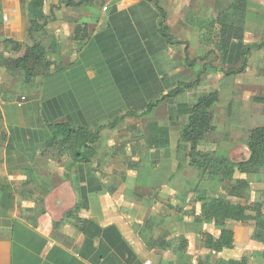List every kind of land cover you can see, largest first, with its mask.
Masks as SVG:
<instances>
[{"label":"crops","instance_id":"0c3cea01","mask_svg":"<svg viewBox=\"0 0 264 264\" xmlns=\"http://www.w3.org/2000/svg\"><path fill=\"white\" fill-rule=\"evenodd\" d=\"M29 1L0 0V185L8 188L0 190V264H197L198 260L201 264H218L238 260L225 254L234 246L219 252L205 247L203 235L197 237L198 231L217 236L219 228H214L213 222L203 221L200 227L192 224L191 203L187 208L171 209V188L155 190L148 183L137 200H128L124 194L129 180L127 162L94 158L79 161L59 145L47 142L51 129L42 114V79L25 84L20 72L4 62L8 55H15L12 45L4 40L23 43L18 54L30 42ZM157 1L171 27L173 22L190 27V23L210 18L202 17V5L194 0ZM42 2L46 34L41 39L48 51L59 56L58 63L68 66L78 61L81 65L80 51L95 46L101 56L112 59L104 65L111 76L113 71H123L125 76L128 69H145L147 63L156 72L160 70L157 59L150 61L144 56L159 54L167 47L158 31L159 12L154 1ZM219 4L215 2L214 9ZM103 6L107 8L103 10ZM176 7L180 16L183 8L188 9V22L176 15L178 21L171 19ZM76 27L83 30L74 36ZM248 33L264 39V0L247 1L244 38ZM133 62L141 67H130ZM89 67L93 65H84L87 70ZM36 82L38 87L32 86ZM75 83L70 82L71 86ZM20 85L28 90H20ZM229 150L227 157L235 162L247 159L250 153L248 150L239 158L236 143ZM133 178L138 185L146 181L144 177ZM147 202L151 206H146ZM170 236L172 241L185 237L187 250L174 251L179 243L170 242ZM192 240L199 245L198 251L192 249Z\"/></svg>","mask_w":264,"mask_h":264},{"label":"trees","instance_id":"16d2710c","mask_svg":"<svg viewBox=\"0 0 264 264\" xmlns=\"http://www.w3.org/2000/svg\"><path fill=\"white\" fill-rule=\"evenodd\" d=\"M42 1H29L27 38L30 42L26 43L23 52L18 54L21 50L20 44L23 43L4 40L5 43L9 42L12 45L11 50L15 54L5 57L4 62L20 72L25 84H32L36 78L42 79L41 94L44 96L42 114L51 129L47 142L59 145L71 155L72 159L88 161L90 155L94 154L104 128V125L100 123L102 119L109 118L107 119L108 127L115 128L125 118L148 114L161 103L173 102L187 89L199 84L207 65L211 63L207 61L206 56L190 59L185 52L184 58L187 65L193 66L201 62V69L197 71L194 80H181L169 88L149 63L146 64L145 69L137 71L128 69L125 76L123 71H113L111 76L104 65L110 63L112 59L101 56L95 46L91 47L92 49L86 47L85 51H80V53L83 52L80 55L81 65L78 61L68 66L62 65L61 62L58 63L48 57L49 48L41 39L46 34V17L42 11ZM150 1H154L153 3L157 5L160 16L157 27L165 44H183L184 42L176 39L169 31L165 22V9L158 4L157 0ZM247 1L234 0L227 8L228 11L218 13L216 17L220 25L219 47L222 52L221 66L217 70L225 76L243 73L251 51L264 47V40L243 43ZM81 28H75L74 36L83 30ZM88 39L84 40V45L87 44ZM233 57L238 65L224 67L225 62ZM83 63L85 66L89 64L93 67L87 70ZM131 66L141 67L134 62ZM72 81H76L77 85L71 86ZM90 94L92 97H89ZM84 99H90L91 102ZM217 99L218 91L212 89L198 97L192 106L178 105L175 108L177 115L187 116V121L180 131V139L189 145L187 150L189 164L198 169L201 176L209 174L225 186V192L222 195H204L196 199L197 209L193 207V222H213L219 228L217 236L207 231L202 233L205 247L219 252L234 246V231L226 227L225 222L227 220L244 222L250 219L251 214L248 211L252 210L255 212L258 228L254 235L264 245V233H261L264 222L260 220L262 212L258 204L231 202L229 198H246V190L249 188L248 175H254L256 178L264 176V123L250 129L247 140L250 153L245 160L235 162L227 156H218L213 151H201L198 148L200 142L215 129L212 106ZM255 99L260 101L258 98ZM50 113L53 116L49 115ZM171 124H175V121ZM147 128L149 145L159 148L169 144L168 126L150 122ZM4 189L8 188L0 185V190ZM187 247V239L181 236L178 247L173 250L185 252ZM224 261L218 264H223ZM226 263L238 264L239 259L229 260ZM197 264L201 262L198 260Z\"/></svg>","mask_w":264,"mask_h":264},{"label":"rangeland","instance_id":"374dc122","mask_svg":"<svg viewBox=\"0 0 264 264\" xmlns=\"http://www.w3.org/2000/svg\"><path fill=\"white\" fill-rule=\"evenodd\" d=\"M194 1L195 4L202 5L201 10L205 14L202 17L210 16V18H204L205 23L194 20L197 22L195 25L190 23V27L185 24L174 25L173 22L172 27L168 26L169 31L176 39L184 42L183 45H167L166 48L161 49L159 54L147 55L145 53L144 56L150 61H153V58L159 61L157 62L160 68L158 73L168 88L181 80H194L197 71L201 69V62H197L193 66L187 65L184 58L185 52L190 59L206 56L207 61L211 63L207 65L199 84L187 89L173 102L159 104L148 114L125 118L115 128L108 127L107 119L109 118L100 121L104 128L94 154L90 155V158L98 161L122 160L128 163L129 180L126 181L127 187L126 193H124L129 197L128 200H137V196L145 192L148 183L155 190L157 187L167 190L171 188V209L177 207L181 209L183 206L187 208L189 203L192 204L193 209L196 207L194 204L199 196H212L225 192V186L217 178L209 174L201 176L199 170L189 164L187 156L189 145L180 139V131L182 125L187 121V116L176 114L175 108L178 105L192 106L203 93L217 89L218 99L212 106L215 129L206 135L198 148L201 151H213L218 156H227L230 153L229 148L235 143L238 147V157L247 155L250 129L264 123V49L251 51L247 59L246 70L243 73L223 75L217 70L221 66L222 52L219 47L220 25L216 21V17L218 13L228 11L227 8L234 0ZM257 1L260 2V0ZM215 2L220 3L217 9H214ZM154 6L157 8L156 4ZM183 9L185 12L180 16L176 14L178 12V7H176L171 19L178 21V18H182L188 22V9L186 7ZM95 12L98 13V10ZM175 15L178 18L174 17ZM250 36L251 33H248L243 43L261 41L260 38ZM48 57L56 62L59 60V56L51 49L48 51ZM233 65H238L234 57L228 59L224 67ZM38 85L39 82H36V86H32L38 87ZM20 90L27 91L28 89L25 85H20ZM172 120L175 121V124H171ZM150 122L169 127V144L167 146L155 148L149 145L147 126ZM133 176L139 180L144 177L143 179L146 181L138 185V183H134ZM247 177L250 183L246 190V198L229 197L230 201H238L243 204L256 202L262 212L260 220L264 222V176L256 178L254 175H248ZM146 206H151L150 202H147ZM248 212L251 217L244 222L233 220L225 222V226L233 228L236 234L233 251L230 250L225 254H228L226 256L239 257L238 264H264V245L254 235L255 230H258L257 218L254 211ZM148 220L153 221L150 218ZM171 223L173 222L171 221ZM149 224L152 226L153 222ZM192 224L199 227L202 225L195 222ZM214 228H216L215 224ZM202 233L198 231L197 237L201 238ZM261 233H264V227ZM180 238L181 236L172 241L173 238L170 236V242L179 243ZM192 249L197 251L199 249V245L194 244V240H192ZM226 262L224 261L223 264H227ZM203 264L209 263L204 262Z\"/></svg>","mask_w":264,"mask_h":264},{"label":"built area","instance_id":"2783aa9c","mask_svg":"<svg viewBox=\"0 0 264 264\" xmlns=\"http://www.w3.org/2000/svg\"><path fill=\"white\" fill-rule=\"evenodd\" d=\"M127 2H132L133 0H125ZM107 7L106 6H103L102 9L105 10ZM24 97H21V100H23ZM21 102V101H20ZM48 245L51 246L52 245V242L51 241H48ZM146 264H149V261L146 262Z\"/></svg>","mask_w":264,"mask_h":264}]
</instances>
